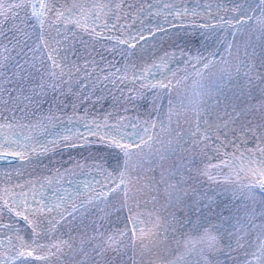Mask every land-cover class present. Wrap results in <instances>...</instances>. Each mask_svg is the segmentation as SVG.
<instances>
[{"label":"snow or ice","instance_id":"1","mask_svg":"<svg viewBox=\"0 0 264 264\" xmlns=\"http://www.w3.org/2000/svg\"><path fill=\"white\" fill-rule=\"evenodd\" d=\"M125 2L0 0V109L10 112L5 115L0 111V159L11 157L30 162L32 154L43 156L51 150L40 141L32 142L30 137L13 139L3 130L43 126V121L20 124L15 113H26L32 106L38 108L50 91L64 94L63 87L80 71L78 45L92 57L93 65L96 61L88 51L89 42L94 48L102 39L115 40L116 45L106 49L109 52L119 45L135 47L128 39L103 35L104 30L117 27L116 24L109 27L108 21L111 17L120 19ZM230 11L239 13L233 17L235 24L221 17L223 24L234 29L233 37L237 31H247L248 35L242 42V51L237 48L233 53V44H227L225 51L230 59L219 61L213 87L195 81L191 95L174 101L170 96L172 89L187 77L176 81V85L171 80L152 83L143 75L147 70L133 72L132 82L141 81L142 89L168 90L164 113L167 125L158 115L144 120L142 127L125 123L126 118L109 123V114L85 124L86 135L77 130L74 136L61 137L68 148L99 145L117 150L111 170L103 163L75 162V168H94L100 177L88 182V194L83 199L79 188L76 189L80 203L73 200L72 193L60 195L59 202L37 199L32 181L27 185L0 188V213L7 210L14 217L13 223L0 225L13 233L7 238V247L0 240V264L36 261L42 264L65 261L67 264H192L193 253L195 264H220L216 253L224 255L225 252L218 248L220 241L214 232L226 238V248L233 250L230 241L235 233L231 229L237 226L225 229L223 225L231 224L232 219L239 223V218L232 214L239 209L236 204L231 208L224 204L222 211L215 212L213 206L220 208L218 198L229 192L237 199L242 196L256 203V189H259L260 203L264 204V0H243ZM180 15L178 12L177 16ZM250 21H255L254 29ZM96 54L105 59L102 52ZM192 59L202 65V69L192 65L200 76L216 63L199 54ZM118 79L124 83L127 77ZM163 98L159 93L153 97L154 112H161L156 102ZM45 119L55 117L50 115ZM158 126L161 131L170 132L172 138L166 147L152 151L156 143L164 145V141L157 140ZM129 127L136 131L126 132ZM56 144V140L51 142L53 148ZM225 170L227 175H223ZM69 172L72 169L65 168L64 174ZM233 174L245 182L220 191L212 188L213 184L217 188L221 183L233 185ZM221 176L222 180L218 179ZM16 188L20 191H14ZM249 210L245 205L244 211ZM188 213L197 215L202 223L193 222ZM213 213L218 224L211 221ZM178 214H183L185 219H180ZM250 214L255 216L256 209H251ZM259 215L264 217V211ZM15 218H20L25 228L30 229L26 237L20 234ZM186 224H193L195 231L200 228L204 231L199 236L185 234ZM65 228L67 232L63 231ZM178 231L183 240L177 239ZM236 245L243 247L238 238ZM260 251L264 254V240Z\"/></svg>","mask_w":264,"mask_h":264}]
</instances>
